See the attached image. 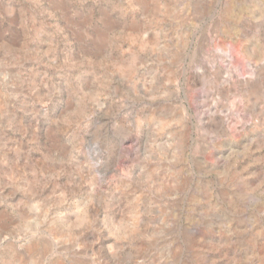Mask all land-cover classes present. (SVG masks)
Segmentation results:
<instances>
[{"label":"rangeland","instance_id":"rangeland-1","mask_svg":"<svg viewBox=\"0 0 264 264\" xmlns=\"http://www.w3.org/2000/svg\"><path fill=\"white\" fill-rule=\"evenodd\" d=\"M263 69L264 0H0V264H264Z\"/></svg>","mask_w":264,"mask_h":264},{"label":"bare ground","instance_id":"bare-ground-1","mask_svg":"<svg viewBox=\"0 0 264 264\" xmlns=\"http://www.w3.org/2000/svg\"><path fill=\"white\" fill-rule=\"evenodd\" d=\"M258 55V54H257ZM248 57H250V56H248ZM255 67H257V66H255ZM259 68H260V66H259ZM264 70V69H263ZM262 74H264V73H262ZM256 77V76H255ZM264 77V76H263ZM256 78H258V77H256ZM254 83V82H253ZM250 86H252V85H250ZM5 238V237H4ZM8 238V237H7ZM6 238V239H7ZM51 239V238H50ZM54 240V239H53ZM59 241V240H58ZM38 243V242H37ZM54 243H56V242H54ZM58 244H59V242H58ZM17 246V245H16ZM71 247V246H70ZM58 248H60L59 246H58ZM74 248V247H73ZM77 249H79V248H77ZM76 251V250H75ZM74 251V252H75ZM81 251V250H80ZM78 252V251H77ZM86 252V251H85ZM83 253V252H82ZM84 254V253H83ZM83 254H78V255H83Z\"/></svg>","mask_w":264,"mask_h":264}]
</instances>
